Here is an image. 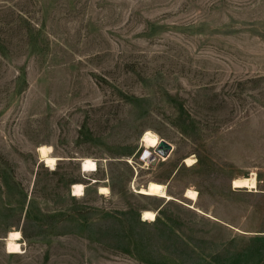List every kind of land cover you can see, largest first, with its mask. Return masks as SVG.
I'll return each mask as SVG.
<instances>
[{
    "label": "rangeland",
    "instance_id": "obj_1",
    "mask_svg": "<svg viewBox=\"0 0 264 264\" xmlns=\"http://www.w3.org/2000/svg\"><path fill=\"white\" fill-rule=\"evenodd\" d=\"M0 264H264V0H0Z\"/></svg>",
    "mask_w": 264,
    "mask_h": 264
},
{
    "label": "bare ground",
    "instance_id": "obj_2",
    "mask_svg": "<svg viewBox=\"0 0 264 264\" xmlns=\"http://www.w3.org/2000/svg\"><path fill=\"white\" fill-rule=\"evenodd\" d=\"M162 139L160 136L152 131L147 130L143 135V141L145 142L146 149L150 153L151 147H156L158 143H160ZM39 150L45 156V161L48 165L54 166L57 162V158L54 156H49V146L42 145L39 147ZM186 162L189 165H192L195 163V160L192 157H187ZM97 162L93 160L92 158L86 157L81 160V169L84 171H95L97 169ZM257 176L256 173L253 172L250 176H243V177H237L233 180L234 187L237 188H256L257 187ZM84 185L81 182H75L73 186V193L75 195H80L84 191ZM100 192L106 193L110 192V189L107 186H100ZM139 192L149 194V195H156L160 197H168L170 198L171 195L167 192V186L159 181L156 180H150L145 186H142L139 189ZM185 195L191 199H197L198 198V191L193 188H188ZM143 218L146 220H154L156 218V212L152 209H146L143 212ZM21 232L19 230H12L9 233L7 241V248L9 252H18L21 250Z\"/></svg>",
    "mask_w": 264,
    "mask_h": 264
},
{
    "label": "water",
    "instance_id": "obj_3",
    "mask_svg": "<svg viewBox=\"0 0 264 264\" xmlns=\"http://www.w3.org/2000/svg\"><path fill=\"white\" fill-rule=\"evenodd\" d=\"M173 150V145L170 144L168 141H166L165 139H162L160 141V143H158V145L155 147L154 151L155 153H148V155H146L145 159L149 160V162L152 165H155L156 163H158V161L162 158H167L170 153ZM151 155V156H150Z\"/></svg>",
    "mask_w": 264,
    "mask_h": 264
},
{
    "label": "built area",
    "instance_id": "obj_4",
    "mask_svg": "<svg viewBox=\"0 0 264 264\" xmlns=\"http://www.w3.org/2000/svg\"><path fill=\"white\" fill-rule=\"evenodd\" d=\"M147 152H148V151H147V149H146V150L142 153V155H141V158H142V159H145V158L147 157V156H146V155H148ZM148 153H149V152H148ZM150 153H152V152H150ZM145 156H146V157H145ZM150 156H151V155H150ZM145 160H147V159H145Z\"/></svg>",
    "mask_w": 264,
    "mask_h": 264
},
{
    "label": "trees",
    "instance_id": "obj_5",
    "mask_svg": "<svg viewBox=\"0 0 264 264\" xmlns=\"http://www.w3.org/2000/svg\"><path fill=\"white\" fill-rule=\"evenodd\" d=\"M160 221L161 220H159V222L158 223H160ZM169 223H166V227H168V226H170V225H168ZM102 238V237H101ZM129 245V243H126V241L124 242V246H125V248H127V246Z\"/></svg>",
    "mask_w": 264,
    "mask_h": 264
}]
</instances>
